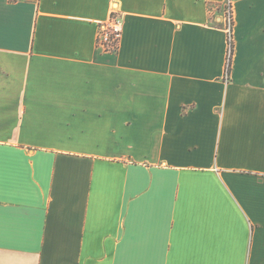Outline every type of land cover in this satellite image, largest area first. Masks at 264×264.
<instances>
[{
	"label": "crops",
	"instance_id": "1",
	"mask_svg": "<svg viewBox=\"0 0 264 264\" xmlns=\"http://www.w3.org/2000/svg\"><path fill=\"white\" fill-rule=\"evenodd\" d=\"M224 3L0 0V264H264V0L229 75Z\"/></svg>",
	"mask_w": 264,
	"mask_h": 264
},
{
	"label": "built area",
	"instance_id": "2",
	"mask_svg": "<svg viewBox=\"0 0 264 264\" xmlns=\"http://www.w3.org/2000/svg\"><path fill=\"white\" fill-rule=\"evenodd\" d=\"M234 0H225L223 15L227 21L228 38L232 34L233 13L232 4ZM123 33V17L113 11L109 20L99 28L97 37V48L103 53H117ZM228 53V52H227ZM228 55V54H227Z\"/></svg>",
	"mask_w": 264,
	"mask_h": 264
},
{
	"label": "trees",
	"instance_id": "3",
	"mask_svg": "<svg viewBox=\"0 0 264 264\" xmlns=\"http://www.w3.org/2000/svg\"><path fill=\"white\" fill-rule=\"evenodd\" d=\"M234 52V42H233V36L232 34L229 35L228 38V55H227V66H226V73L229 75L231 73V67H232V56Z\"/></svg>",
	"mask_w": 264,
	"mask_h": 264
}]
</instances>
